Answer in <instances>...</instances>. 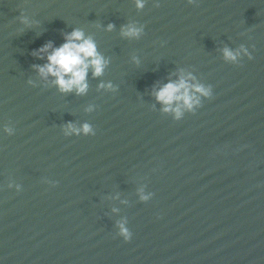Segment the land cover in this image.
I'll use <instances>...</instances> for the list:
<instances>
[{"label":"water","instance_id":"95a60500","mask_svg":"<svg viewBox=\"0 0 264 264\" xmlns=\"http://www.w3.org/2000/svg\"><path fill=\"white\" fill-rule=\"evenodd\" d=\"M136 2L0 0V264H264V0ZM74 29L80 95L37 71ZM181 74L210 95L177 120Z\"/></svg>","mask_w":264,"mask_h":264},{"label":"clouds","instance_id":"9594fccd","mask_svg":"<svg viewBox=\"0 0 264 264\" xmlns=\"http://www.w3.org/2000/svg\"><path fill=\"white\" fill-rule=\"evenodd\" d=\"M137 9L144 7L143 0H137ZM109 29L112 25L108 26ZM125 37H137L140 29L128 25L122 29ZM51 49V51H49ZM41 53H47V63L37 66V71L42 78L53 77L54 84L64 93L75 92L77 95L87 91V75L89 70L92 76L99 77L103 74L106 60L98 53L95 42L86 37L84 32L74 29L64 37V43L57 48L45 45L40 49ZM239 53H234L225 48L223 56L226 61L235 62ZM105 87V85H100ZM110 87V85H108ZM210 90L194 81L191 76L181 74L176 80L159 86L154 91L155 100L162 106L164 113H172L174 119H180L184 111H192L200 103V97H208ZM90 126L85 124L77 129L69 125L66 134H89ZM142 199H147L142 197ZM118 235L127 242L131 239L130 231L123 223L118 225Z\"/></svg>","mask_w":264,"mask_h":264}]
</instances>
